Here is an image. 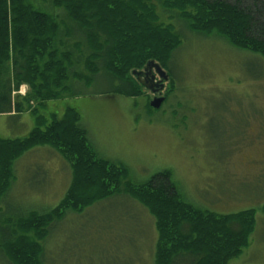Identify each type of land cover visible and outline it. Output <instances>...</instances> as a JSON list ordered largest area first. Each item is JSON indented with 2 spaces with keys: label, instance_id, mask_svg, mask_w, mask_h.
Returning <instances> with one entry per match:
<instances>
[{
  "label": "trees",
  "instance_id": "obj_1",
  "mask_svg": "<svg viewBox=\"0 0 264 264\" xmlns=\"http://www.w3.org/2000/svg\"><path fill=\"white\" fill-rule=\"evenodd\" d=\"M183 30L223 38L264 62V0H0V114L34 119L25 136L0 137V201L16 188V165L25 155L29 164L57 156L55 168H68L70 177L55 206L29 209L16 217L19 234L1 235L0 255L9 264H45L43 242L54 222L68 213L87 215L88 207L99 209L94 203L119 193L154 219L151 264H227L246 248L254 209L217 213L194 206L180 196L169 170L133 183L125 165L97 155L75 107L59 117L38 111L69 95L71 86H89L98 73L114 81V94L143 95L132 70L148 60L169 72L165 102L175 90L169 63Z\"/></svg>",
  "mask_w": 264,
  "mask_h": 264
},
{
  "label": "rangeland",
  "instance_id": "obj_2",
  "mask_svg": "<svg viewBox=\"0 0 264 264\" xmlns=\"http://www.w3.org/2000/svg\"><path fill=\"white\" fill-rule=\"evenodd\" d=\"M180 37L169 63L175 90L159 108L149 110L153 95L145 89L136 97L112 93L114 81L98 73L89 86H71L64 105L38 111L59 115L76 105L97 154L125 165L133 183L169 170L180 196L194 206L217 213L254 209L249 243L227 264H264V62L223 38L187 30ZM25 91L21 86L19 93ZM33 126L30 114L0 116V137H23ZM48 158L29 164L25 155L16 165L19 182L0 201V237L19 234L16 217L48 210L64 194L68 168L58 171V157ZM39 195L43 201L31 203ZM94 204L100 208L53 223L43 242L45 264H151L156 230L150 213L125 193Z\"/></svg>",
  "mask_w": 264,
  "mask_h": 264
},
{
  "label": "water",
  "instance_id": "obj_3",
  "mask_svg": "<svg viewBox=\"0 0 264 264\" xmlns=\"http://www.w3.org/2000/svg\"><path fill=\"white\" fill-rule=\"evenodd\" d=\"M132 75L151 94L150 107L159 108L164 100L161 95L165 82L168 81V72L154 60H148L140 70H132Z\"/></svg>",
  "mask_w": 264,
  "mask_h": 264
},
{
  "label": "crops",
  "instance_id": "obj_4",
  "mask_svg": "<svg viewBox=\"0 0 264 264\" xmlns=\"http://www.w3.org/2000/svg\"><path fill=\"white\" fill-rule=\"evenodd\" d=\"M63 99H64V98H63ZM61 100H62V99H60V100L47 101V102L45 103V106L50 105V104L54 105L55 107L57 106V104L64 105L65 102H64V103H60ZM67 106H68V105H67ZM67 106H64V107L60 108V111H59L60 113H59L58 117L62 115L64 109H65ZM69 106L75 107L76 109L78 108V107H76V105H69ZM78 110H79V109H78ZM0 116L8 117L7 114H0ZM87 136H88V134H87ZM88 140H89V143L91 144L92 148H93L94 151H95V146L93 145V143H91L92 141H91V139L89 138V136H88ZM95 152H96V151H95ZM96 153H97V152H96ZM97 155H98V154H97ZM98 156L101 157V158H103L102 155H98ZM103 159H104V158H103ZM69 169H70V168H69ZM69 181H70V177H69ZM68 185H69V183H68L65 187L67 188ZM43 197H44V195H39V198H40V199H43ZM46 198H47V195H46ZM46 198H44V199H46ZM153 227H154V223H153ZM154 229H155V227H154ZM155 230H156V229H155ZM153 235H154V234H153ZM156 235H157V234H156ZM153 239H154V236H153ZM155 241H156V236H155L154 241L152 242L153 245L155 244ZM153 251H154V247H153V250H152L151 253H150V262H152V261H151V255H152Z\"/></svg>",
  "mask_w": 264,
  "mask_h": 264
},
{
  "label": "bare ground",
  "instance_id": "obj_5",
  "mask_svg": "<svg viewBox=\"0 0 264 264\" xmlns=\"http://www.w3.org/2000/svg\"><path fill=\"white\" fill-rule=\"evenodd\" d=\"M20 90V89H19Z\"/></svg>",
  "mask_w": 264,
  "mask_h": 264
}]
</instances>
